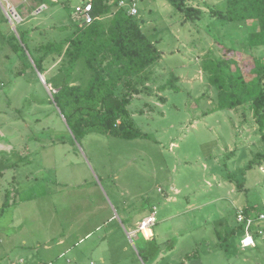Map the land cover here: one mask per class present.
Here are the masks:
<instances>
[{
	"label": "rangeland",
	"instance_id": "1",
	"mask_svg": "<svg viewBox=\"0 0 264 264\" xmlns=\"http://www.w3.org/2000/svg\"><path fill=\"white\" fill-rule=\"evenodd\" d=\"M57 1L37 11L34 0H0V264L19 258L99 264L88 247L106 229L113 230V245L134 250L136 257L128 250L124 263L264 264V242L241 248L243 225L236 219L237 209L264 207V131L247 104L217 108L204 66L225 52L223 46L235 47L227 54L235 62L246 58L252 22L211 17L209 10H224L225 0H186L203 11L196 20L169 0H138L134 16L161 52L147 68L150 88L127 105L142 136L122 138L97 128L75 136L69 109L52 96L65 74L61 57L43 62L46 83L7 38L14 26L34 56L37 46L63 38L71 28L58 27L84 0ZM113 10L100 19L109 21ZM263 49L250 52L259 56ZM88 77L78 65L69 81L83 84ZM123 205L146 212L155 206L157 219L162 212L178 215L149 250L135 241V251L120 237L116 220L107 222L108 207L118 220ZM71 226L67 247L53 246Z\"/></svg>",
	"mask_w": 264,
	"mask_h": 264
},
{
	"label": "trees",
	"instance_id": "2",
	"mask_svg": "<svg viewBox=\"0 0 264 264\" xmlns=\"http://www.w3.org/2000/svg\"><path fill=\"white\" fill-rule=\"evenodd\" d=\"M34 1L36 6L58 2ZM84 1L92 3V22H76L70 16L67 25L58 27H69L70 32L58 41L48 40L37 46L35 56L28 50L17 28L22 44L13 31L7 37L9 44L29 65L30 58L41 75L45 70L43 62L48 57H61L60 70H65V74L52 96L55 100L62 101H59L62 108L69 109L74 120L70 128L75 136L93 128L122 138L142 136L127 105L134 94L150 88L146 85L149 77L147 68L159 60L161 52L143 32L137 18L118 5L119 0ZM169 1L186 18L196 20L203 13L199 7L187 4L186 0ZM225 3L224 10L211 9L209 15L227 22H252L246 34L244 51L242 50L248 56L240 63L235 62L227 55L236 50L235 47L223 46L225 52L204 65L208 81L217 91L218 109L247 104L254 122L260 131H264V49L262 55L251 54L255 49L264 48V0H225ZM113 6L115 10L111 19H100ZM78 65L89 71V77L83 84L69 81ZM44 80L48 82L45 78ZM160 99L164 100V97ZM243 209L262 210L264 207Z\"/></svg>",
	"mask_w": 264,
	"mask_h": 264
},
{
	"label": "crops",
	"instance_id": "3",
	"mask_svg": "<svg viewBox=\"0 0 264 264\" xmlns=\"http://www.w3.org/2000/svg\"><path fill=\"white\" fill-rule=\"evenodd\" d=\"M176 191L178 192V190ZM166 197L168 199L167 195ZM108 211L110 213L108 214L109 216L107 217V222L110 220H116V224L120 232L119 234L120 237L123 238L124 242H128L127 239L131 241L133 247L137 249L135 251H138L139 249L138 246L136 247L135 241L139 242L143 250L145 248L149 250L148 243L150 241H155L154 239L155 237L157 238L163 237V235H165L163 231L164 226L168 225L169 221H171V224H173L172 223V221H174L173 218L178 215L172 212L170 213L162 212V214H160L161 218L157 219L158 214L156 212L155 206H152V208L148 212H146V210H143L140 206L139 208H125V206L123 205L121 206V212L120 213L116 212L117 218H118L117 220L116 217H114L115 215L112 213L110 207H108ZM176 222L178 221H175V223ZM182 224H184V221H180L177 228H179ZM161 226L163 229L161 228ZM154 227L155 228L160 227V229L156 228L155 230ZM170 227L172 226L170 225ZM68 229H69L68 233L67 232L64 234L60 233L57 235V238L55 239L53 246L61 247L65 245L67 247V242H68L67 240L70 236V231L74 230L72 226ZM100 229H101V225L100 226L98 225L94 228V231H90V232L86 231V234L84 235V237L88 239L92 236V234L95 231L100 230ZM111 236H114L113 230L106 229L103 232V236L100 237L99 241L97 239L93 244H91L88 247V252L99 256V260H98L99 264H108V263L129 264V263H124L122 257H126L127 251L130 250L132 256L135 258L136 255H135L134 250L132 248L130 249L129 246L128 247L124 246L122 247V249H119L118 245H113L115 240L112 241L113 238ZM132 236L134 237L135 240H133ZM81 239L82 238L80 237L79 240ZM52 248H53L52 245H44V249L46 250H50ZM174 248L175 247H172L170 250L172 251ZM59 255H62L61 252L59 253ZM30 260H28V262ZM151 261H153V259H151ZM28 262L27 260H25V258L24 259L19 258V261L17 263L11 262L8 264H28ZM89 264H94V262L91 260ZM211 264H213V260L211 261Z\"/></svg>",
	"mask_w": 264,
	"mask_h": 264
},
{
	"label": "built area",
	"instance_id": "4",
	"mask_svg": "<svg viewBox=\"0 0 264 264\" xmlns=\"http://www.w3.org/2000/svg\"><path fill=\"white\" fill-rule=\"evenodd\" d=\"M138 0H119L118 5L123 7L130 15L137 13L136 2ZM40 7L47 8L45 4L39 6L37 11H40ZM73 19L80 23H90L94 19L92 15V3L91 1H83L73 11ZM4 85L0 78V88ZM237 222L243 225V234L239 240L241 248L253 247L257 245L259 241L264 242V209H247L243 208L236 210Z\"/></svg>",
	"mask_w": 264,
	"mask_h": 264
},
{
	"label": "water",
	"instance_id": "5",
	"mask_svg": "<svg viewBox=\"0 0 264 264\" xmlns=\"http://www.w3.org/2000/svg\"><path fill=\"white\" fill-rule=\"evenodd\" d=\"M11 29L13 30V32L15 33V35L18 37V35H17V33H16V29H15V27L12 26ZM26 53H27V52H26ZM27 54H28V53H27ZM38 75H39V78H40L42 81H44L43 78H42V76H41V74H40L39 72H38Z\"/></svg>",
	"mask_w": 264,
	"mask_h": 264
}]
</instances>
